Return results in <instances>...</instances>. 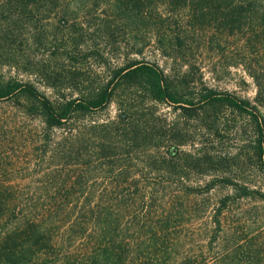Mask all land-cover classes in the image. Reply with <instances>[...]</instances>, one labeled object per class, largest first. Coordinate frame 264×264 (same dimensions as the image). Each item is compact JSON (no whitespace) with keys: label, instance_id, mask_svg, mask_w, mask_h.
<instances>
[{"label":"trees","instance_id":"1","mask_svg":"<svg viewBox=\"0 0 264 264\" xmlns=\"http://www.w3.org/2000/svg\"><path fill=\"white\" fill-rule=\"evenodd\" d=\"M263 1L15 0V5L10 0L6 6L20 9L29 24L37 15H62L53 27L57 36L62 34L56 40L61 51L50 61L70 64L41 62L32 69L60 102L30 82L0 83V103L12 100L27 115L40 114L45 125L42 143L46 147L54 143L53 150L43 154L50 172L36 190L16 192L13 184L0 181V264H209L217 233L223 231L224 213L240 200H264V192L224 176L213 177L204 186L192 185L196 175L223 172L229 160L217 157L207 143L184 150L197 130L171 127L154 106L174 105L187 121L207 125L208 137L215 139L222 136L216 128L224 109L245 118L253 140L244 157L237 155L233 162L239 167L249 161L264 172V119L250 100L206 86L182 92L199 68L197 55L215 41L232 39L235 44L243 42V58L237 65L253 80L256 103L264 108V64L258 47ZM152 10L162 18L152 23L155 30L137 53L150 44L180 69L173 75L158 63L127 54L126 64L113 69L106 82L84 79L76 67L79 57L106 62L119 51L128 53L130 47L134 51L140 32L134 28L149 21ZM70 12L98 14L91 32L95 42L85 40L91 26L75 18L70 23ZM34 33V42L47 40L44 32ZM89 84L92 91L87 97L67 98L66 93ZM114 102L118 107L114 118L67 128L65 137L52 140L54 131L103 113ZM218 187L230 188L232 194L211 206L214 229L205 250L190 251L187 247L195 240L186 226L210 208L203 202L210 203V194Z\"/></svg>","mask_w":264,"mask_h":264},{"label":"rangeland","instance_id":"2","mask_svg":"<svg viewBox=\"0 0 264 264\" xmlns=\"http://www.w3.org/2000/svg\"><path fill=\"white\" fill-rule=\"evenodd\" d=\"M10 0H0V83L11 80L30 82L38 87L42 92L49 96L54 102L61 100L47 88L42 80L32 72V69L44 62L52 66H68L66 61L51 60L50 56L56 52L60 54L58 45L61 43L59 36L54 32V24L57 18L62 15H40L36 16L31 24L24 22L23 13L20 9H12L6 6ZM15 3V0H11ZM66 4V3H65ZM16 5V3H15ZM264 8V1H263ZM161 10V9H160ZM157 11V10H156ZM152 10L148 13L151 18L146 19L143 25H138L135 32L138 33V46L134 51L128 53L119 51L116 56L110 57L109 61L101 62L95 59L82 61L79 57L77 68L83 74V78L88 82H106L113 69L126 64L127 54L130 59H138L158 63L167 73L174 75L175 69H180L179 64L164 59L158 51L150 44L144 46L142 54L137 53L138 49L149 41L152 32L155 30L152 23L158 22L162 17ZM162 13H164L161 10ZM98 14L80 13L74 15L69 13L70 23L78 19V23L91 26L90 32L85 34V40L89 43L95 42V37L91 34L93 27L98 23ZM148 16V17H149ZM148 22V23H146ZM260 25L261 42L258 47L261 53V61L264 64V19ZM166 25L164 23L163 27ZM80 29L81 27H77ZM85 27H83L84 29ZM87 29V28H86ZM44 32L47 40L34 42L35 31ZM152 30V31H151ZM64 32L63 35H66ZM7 38L8 40H6ZM58 38V39H57ZM5 39V40H4ZM221 42L215 41L209 44L208 50H203L198 56V67H195V77L188 88H184V94L195 92L203 86L222 91L230 92L235 96L248 99L264 119V108L256 103V86L251 77L239 65L243 53L241 45L233 43L232 39H222ZM213 46V47H210ZM15 58V62L10 64L7 58ZM106 58H108L106 56ZM186 67L182 69L184 71ZM87 84V83H86ZM84 85L79 90L66 93L67 98L87 97L91 93L90 84ZM23 103H26L24 100ZM117 104L114 102L103 113L93 117L79 118L69 123L68 126L60 131H54L52 140L57 142L66 136L67 128H79L83 125L93 124L94 122H103L114 118L117 114ZM157 116L165 119L171 127L196 129L194 139H189V144L183 149H198L205 143L208 148H212L217 157L227 158L229 163L225 165L221 173H210L204 176L196 175L191 180L194 186L204 184L213 177H229L246 184L250 188L260 189L264 192V172L253 165L252 162L242 161L240 166H236L233 158L237 155L244 157L248 150L250 142L253 140L252 130L245 118L234 115L230 110L224 109L219 117L216 129L221 130L222 136L215 138L208 137L207 125L200 124L199 121H187L181 116L180 110L174 105L157 104L154 106ZM199 126L205 128H198ZM206 126V127H205ZM45 125L40 114L27 115L23 109L17 106L14 101H5L0 103V181L13 184L16 192H30L36 190V185L43 179L45 174L50 172V167L44 160V151L50 153L53 150L54 143L50 142L46 147L42 143L45 134ZM208 134V135H207ZM192 140V141H191ZM204 142V143H202ZM194 147H189L191 145ZM167 145L161 147L162 153L166 152ZM175 151L174 149H172ZM48 157L45 155V158ZM56 168V164H51ZM134 174V173H132ZM232 194L230 188L218 187L210 194L209 201L203 203L209 204L210 208L202 212L198 219L192 225H187V233L194 236V244H189L190 251L205 250L209 236L213 232L214 226L210 223L212 216V205L219 198ZM202 203V204H203ZM223 231L217 233L209 255V264H264V200L244 199L230 206L224 213ZM206 252V251H204ZM208 254V252H206Z\"/></svg>","mask_w":264,"mask_h":264}]
</instances>
